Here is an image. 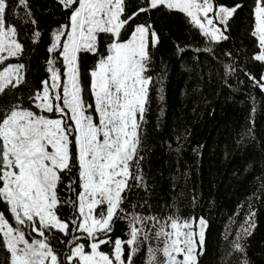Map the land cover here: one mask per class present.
I'll return each instance as SVG.
<instances>
[{
  "label": "snow or ice",
  "instance_id": "1",
  "mask_svg": "<svg viewBox=\"0 0 264 264\" xmlns=\"http://www.w3.org/2000/svg\"><path fill=\"white\" fill-rule=\"evenodd\" d=\"M140 2L143 6L127 15L126 0H58L63 9L70 10L68 23L52 32L47 51L55 55L48 59L46 69L50 76L30 97L39 112L17 103L0 119V203L4 205L0 247L10 254L9 264H134L133 257L153 238L163 247H147V264H199L207 227L203 217L170 216L152 231L160 223L157 217L133 213L128 218L121 207L129 181L144 183L139 130L153 84L147 75L150 45L155 48L159 43L150 23L132 26L127 40H121V33L141 13L163 8L185 14L205 37L219 42L228 39L224 34L228 22L242 5L228 7L214 0ZM17 3L31 19L28 0ZM8 8V0H0V94L25 82L22 63H4L23 53L16 27L7 23ZM253 15L252 35L260 49L253 59L264 63V0H255ZM31 22L35 24L34 19ZM33 35L35 42L40 33ZM105 39L108 43L101 52ZM81 53L99 54L89 71L93 103L83 97ZM57 58L65 69L63 77ZM249 79L264 91V75L259 81L251 75ZM44 113L57 115L50 118ZM62 184L68 193L63 199L57 191ZM64 205L72 209L68 219L57 214ZM122 219H128L127 239L112 236L115 221ZM252 227L242 229L233 241L234 251L246 254L240 240L251 234ZM57 245L67 251H57ZM102 245L110 252L101 251ZM157 251L164 260L157 261Z\"/></svg>",
  "mask_w": 264,
  "mask_h": 264
},
{
  "label": "trees",
  "instance_id": "2",
  "mask_svg": "<svg viewBox=\"0 0 264 264\" xmlns=\"http://www.w3.org/2000/svg\"><path fill=\"white\" fill-rule=\"evenodd\" d=\"M214 3L242 5L228 22L226 40L211 41L185 14L163 8L141 13L121 33V40H127L132 26L150 23L159 36L156 47L150 45L152 60L147 75L152 76L153 84L139 130L138 155L143 156L139 169L144 183L129 181L121 207L128 218L133 213L157 217L160 223L152 231L170 216L203 217L208 229L199 264H243L245 259L248 264H264V91L249 79L251 75L259 81L264 75V63L253 59L260 52L258 40L252 35L255 0ZM8 5L6 20L16 27L23 53L4 63H22L25 82L0 94V119L17 103L39 112L30 97L50 76L47 61L55 55L47 51L51 34L68 23L70 11L58 0H28L29 19L17 0H8ZM141 6L140 0H126V14ZM34 31L40 33L35 42ZM107 43L105 39L101 52ZM98 58L99 54H80L86 103H93L89 71ZM56 67L63 77L60 58ZM89 114L97 119L93 109ZM44 115L56 117L55 113ZM64 184L57 189L62 199L68 196ZM0 211H4L2 203ZM57 214L68 219L72 209L64 205ZM5 216L15 226L10 213L5 211ZM251 224V234L240 240L246 254L234 251L233 241ZM127 232L128 219L115 221L113 237L127 239ZM148 246L161 249L163 244L153 238L133 257L134 264H147ZM57 251L67 248L57 245ZM101 251L110 252V248L102 245ZM9 255L0 247V264H9ZM156 256L157 261L165 259L160 251Z\"/></svg>",
  "mask_w": 264,
  "mask_h": 264
},
{
  "label": "water",
  "instance_id": "3",
  "mask_svg": "<svg viewBox=\"0 0 264 264\" xmlns=\"http://www.w3.org/2000/svg\"><path fill=\"white\" fill-rule=\"evenodd\" d=\"M207 229H208V225H207V227H206L205 235H206Z\"/></svg>",
  "mask_w": 264,
  "mask_h": 264
},
{
  "label": "rangeland",
  "instance_id": "4",
  "mask_svg": "<svg viewBox=\"0 0 264 264\" xmlns=\"http://www.w3.org/2000/svg\"><path fill=\"white\" fill-rule=\"evenodd\" d=\"M210 15H211V13H210ZM57 115V114H56Z\"/></svg>",
  "mask_w": 264,
  "mask_h": 264
}]
</instances>
